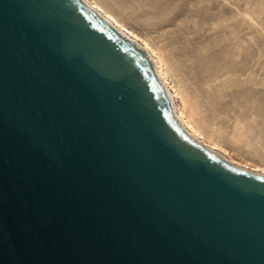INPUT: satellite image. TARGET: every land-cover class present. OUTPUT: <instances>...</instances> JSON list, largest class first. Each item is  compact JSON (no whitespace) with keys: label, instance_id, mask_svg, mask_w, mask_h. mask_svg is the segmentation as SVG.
<instances>
[{"label":"water","instance_id":"obj_1","mask_svg":"<svg viewBox=\"0 0 264 264\" xmlns=\"http://www.w3.org/2000/svg\"><path fill=\"white\" fill-rule=\"evenodd\" d=\"M0 264H264V175L86 0H0Z\"/></svg>","mask_w":264,"mask_h":264},{"label":"rangeland","instance_id":"obj_2","mask_svg":"<svg viewBox=\"0 0 264 264\" xmlns=\"http://www.w3.org/2000/svg\"><path fill=\"white\" fill-rule=\"evenodd\" d=\"M93 1L160 51L217 152L264 175V0Z\"/></svg>","mask_w":264,"mask_h":264},{"label":"bare ground","instance_id":"obj_3","mask_svg":"<svg viewBox=\"0 0 264 264\" xmlns=\"http://www.w3.org/2000/svg\"><path fill=\"white\" fill-rule=\"evenodd\" d=\"M86 1L89 5H91L94 9H96L104 17H106L118 28H120L123 32L130 35L133 39H135L138 43H140L143 47L147 49L160 78L162 79V81L165 83V85L172 94L175 113L177 114L178 118L180 119L184 127L194 136H196L200 141H202L205 145H207L209 148L217 152L218 149L217 147H220L219 144L213 139L212 136L205 133V131L202 129L200 124L195 119L194 114L190 109V106L188 105L186 98L184 97L182 91H180L181 89H179L178 84L175 81L176 79L174 78L173 73L170 71L167 62L162 57L160 51L154 46H152V44L148 41V39L139 36L138 33L127 28L125 24L119 22L111 14H108L103 9V7L99 5L96 1L93 0H86ZM140 41H142V43ZM193 78H195V76ZM224 151H226V149ZM225 154L227 155L228 153L226 152ZM221 156L227 158L224 156V154L223 155L221 154ZM227 159H229V161H231L234 164H238V162H236L232 156ZM258 170L259 169H255L253 171H258Z\"/></svg>","mask_w":264,"mask_h":264}]
</instances>
